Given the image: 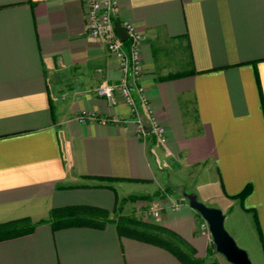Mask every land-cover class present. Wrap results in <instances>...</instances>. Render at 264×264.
Here are the masks:
<instances>
[{"label":"crops","instance_id":"1","mask_svg":"<svg viewBox=\"0 0 264 264\" xmlns=\"http://www.w3.org/2000/svg\"><path fill=\"white\" fill-rule=\"evenodd\" d=\"M123 19L141 35L140 80L162 144L137 138L128 107L94 92L118 71L87 34L80 0H0V222L34 223L0 240V264H181L110 220L51 229L48 209L66 204L163 225L202 256L205 235L182 198H197L196 183L231 200L224 218L247 228L264 264L254 226L264 251V0H116L115 29ZM80 110L106 120L78 121ZM154 191L157 217L142 210L150 197L117 205Z\"/></svg>","mask_w":264,"mask_h":264},{"label":"built area","instance_id":"2","mask_svg":"<svg viewBox=\"0 0 264 264\" xmlns=\"http://www.w3.org/2000/svg\"><path fill=\"white\" fill-rule=\"evenodd\" d=\"M80 6L87 34L101 41L107 53L116 60L118 71L116 82L97 84L93 87L94 92L102 96L108 104L113 105L121 101L128 107L133 133L141 141L152 138L157 143H164L163 126L152 115L140 80L142 64L139 58L138 42L141 35L131 22L123 19L119 27L124 31V37L118 36L113 25L116 0H80ZM137 105H140L144 111L146 124L138 116ZM75 118L78 121L95 118L101 122L106 120L104 117L97 118L93 111L86 110H80ZM108 120L120 121L116 117ZM170 205L175 208L179 205V201H170ZM159 207L154 198L147 201V212L152 217L158 216Z\"/></svg>","mask_w":264,"mask_h":264},{"label":"trees","instance_id":"3","mask_svg":"<svg viewBox=\"0 0 264 264\" xmlns=\"http://www.w3.org/2000/svg\"><path fill=\"white\" fill-rule=\"evenodd\" d=\"M249 188V184L246 183L236 193L230 196L237 197L240 200L249 191ZM154 194L159 195L162 192L154 191L150 195L127 194L118 199L117 205L124 199H145ZM195 213L198 215L196 211ZM252 216L254 221L253 213ZM47 220L51 229L73 225L98 228L105 221L110 220L113 222L117 234L159 246L170 252L181 264H219L213 256L215 251L211 241L205 247L204 255L195 256L193 249L171 229L140 219L131 214L115 212L112 216H108V211L98 206L90 204H66L50 207L47 213ZM33 224L25 217L0 222V240L27 233L32 229ZM254 226L264 257L262 240L255 221Z\"/></svg>","mask_w":264,"mask_h":264},{"label":"water","instance_id":"4","mask_svg":"<svg viewBox=\"0 0 264 264\" xmlns=\"http://www.w3.org/2000/svg\"><path fill=\"white\" fill-rule=\"evenodd\" d=\"M120 38L124 37L122 28H116ZM186 202L206 223L215 252L221 254L231 264H252L243 248L236 245L223 226L224 214L215 206L205 205L193 193H185Z\"/></svg>","mask_w":264,"mask_h":264},{"label":"rangeland","instance_id":"5","mask_svg":"<svg viewBox=\"0 0 264 264\" xmlns=\"http://www.w3.org/2000/svg\"><path fill=\"white\" fill-rule=\"evenodd\" d=\"M196 184H197V190H198L197 198L199 201H201L205 205L215 206L222 213H223L222 210H225L226 208L231 206V200H227L226 198L221 196L220 191H217V188L214 187V190H212V191L206 189V191L202 192L200 187H198L199 186L198 183H196ZM173 194L174 195H181L182 191L180 189H174ZM154 195H157V194H154ZM151 198L153 199L154 197L150 196L149 199H151ZM182 198L186 201L185 196H182ZM172 201H174V200H172ZM142 210L147 211V207L146 206L143 207ZM196 217H197L199 229L205 235V239H206L207 244H208L210 242V235H209V232L206 228V224L203 221V219L200 217L199 214ZM223 226H224L225 230L229 233V235L232 237V239L234 240L236 245H238L239 247H241L245 250L246 255H247L248 259L250 260V262L252 264H261V262L259 261V258H258V257H260L259 256V250L257 247H255V245L253 243V239L251 237V233H249L247 231V228L244 225L240 226L239 228H236L235 226L232 225L231 219H229V218H227V219L223 218ZM245 245L248 247L246 248ZM213 256L216 258V260L219 262V264H231L218 252H214Z\"/></svg>","mask_w":264,"mask_h":264}]
</instances>
